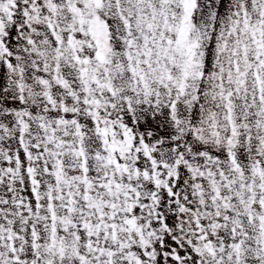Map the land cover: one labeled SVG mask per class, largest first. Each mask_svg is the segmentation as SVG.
Wrapping results in <instances>:
<instances>
[{
    "label": "snow or ice",
    "instance_id": "snow-or-ice-1",
    "mask_svg": "<svg viewBox=\"0 0 264 264\" xmlns=\"http://www.w3.org/2000/svg\"><path fill=\"white\" fill-rule=\"evenodd\" d=\"M0 264H264V0H0Z\"/></svg>",
    "mask_w": 264,
    "mask_h": 264
}]
</instances>
